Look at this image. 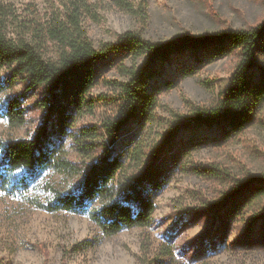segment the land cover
I'll use <instances>...</instances> for the list:
<instances>
[{
  "label": "rangeland",
  "instance_id": "374dc122",
  "mask_svg": "<svg viewBox=\"0 0 264 264\" xmlns=\"http://www.w3.org/2000/svg\"><path fill=\"white\" fill-rule=\"evenodd\" d=\"M69 0H0L10 5L6 35L24 38L43 56H53L50 41L35 37L57 19L65 20ZM264 18V0H85L79 22L97 47L115 42L118 34L134 31L150 41L175 40L179 35H202L226 28H251ZM238 53L184 51L158 63L148 91L154 103L146 114L129 118L120 130L113 154L134 166L133 156L145 157L169 128L182 125L174 136L175 158L167 165L163 188L150 193L154 211L150 225L131 227L104 236L85 214L47 211L32 201L45 203L52 191L72 188L76 172L87 161L77 149L78 129L96 126L103 141L102 124L123 110L120 85L124 68L132 63L111 53L94 65L95 86L88 93L91 107L76 113L69 134L54 152L48 166L25 182L26 171L15 170L0 179V264H264V218L240 210L226 221L211 206L249 175L264 172V104L239 132L211 125L233 72ZM264 62L258 52L256 71ZM141 59L136 61V65ZM22 84L13 80L0 92V146L8 139L29 138L42 120L43 110L33 101L39 90L24 99L26 120L10 127L2 115L7 96L18 95ZM96 155V154H95ZM136 157V156H135ZM91 158H94L93 156ZM88 158V160H92ZM67 162V167H62ZM69 163V164H68ZM224 174H206L205 166ZM12 175V176H11ZM32 176V175H31Z\"/></svg>",
  "mask_w": 264,
  "mask_h": 264
},
{
  "label": "trees",
  "instance_id": "16d2710c",
  "mask_svg": "<svg viewBox=\"0 0 264 264\" xmlns=\"http://www.w3.org/2000/svg\"><path fill=\"white\" fill-rule=\"evenodd\" d=\"M84 4L85 0H69L65 20L57 19L42 31L35 30V37L52 43L53 56L45 58L37 46L24 38L15 40L6 35L10 5L0 3V92L11 87L13 80L23 87L18 95L5 97L2 115L10 127L23 125L24 99L37 90L40 96L33 104L43 110L42 120L29 138L1 143L0 179L4 178L3 172L10 176L19 169L27 172L24 180L28 183L27 175L32 178L48 166L69 134L76 113L91 107L88 93L96 84L94 65L111 53L127 57L132 64L124 68L120 85L123 110L102 124L103 141L96 140V126L80 127L73 138L80 154L87 158L78 167L74 185L65 192L52 191L51 199L45 203L32 201L47 211L85 213L102 235L110 236L125 228L150 225L155 208L150 193L163 188L168 179L166 167L174 162V136L182 125L169 128L143 159L135 154V166L123 176L124 162L113 154L127 120L146 114L154 103L148 86L158 63L184 51H237L238 60L221 104L213 117L202 120L208 125L222 122L224 128L239 132L252 120L255 109L264 104V62L256 71L252 69L257 53L264 52V18L251 28H226L202 35L184 33L167 41H150L134 31H124L115 42L95 47L79 22V10ZM138 59L141 63L136 65ZM62 167L68 168L67 162ZM204 168L214 177L224 174L213 165ZM209 206L219 212L221 221L242 209L251 210L255 218H264V172L235 180L231 189L206 209Z\"/></svg>",
  "mask_w": 264,
  "mask_h": 264
}]
</instances>
